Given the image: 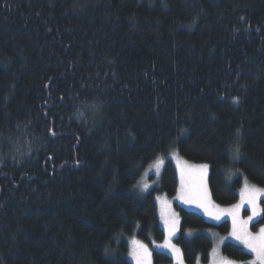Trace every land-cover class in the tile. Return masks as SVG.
I'll use <instances>...</instances> for the list:
<instances>
[{
  "label": "trees",
  "instance_id": "obj_1",
  "mask_svg": "<svg viewBox=\"0 0 264 264\" xmlns=\"http://www.w3.org/2000/svg\"><path fill=\"white\" fill-rule=\"evenodd\" d=\"M173 147L219 204L243 176L264 187V0H0V264H133L128 237L163 242L156 196L179 178L166 159L136 182ZM175 208L185 264L206 262L213 239L188 230L230 222Z\"/></svg>",
  "mask_w": 264,
  "mask_h": 264
},
{
  "label": "rangeland",
  "instance_id": "obj_2",
  "mask_svg": "<svg viewBox=\"0 0 264 264\" xmlns=\"http://www.w3.org/2000/svg\"><path fill=\"white\" fill-rule=\"evenodd\" d=\"M166 159H170L178 172L179 178V188L177 193L174 196H169L165 193H158L156 196V202L158 205V213L162 226L165 230V238L163 242H156L152 244V247H149L146 243L138 240L135 236L128 237L129 241V250L127 252L128 259L133 263L137 264L136 256H135V248L133 245V241H139L140 243L147 246L148 254L144 257L145 264H153L151 249L156 250H170L174 252V260L170 264H185L183 260V255L180 248L172 241V236L175 232L174 230H170L168 226L165 224V220L175 221V227L177 225V210L175 208V203L180 206L188 209L196 211L204 216V218L211 224H218L224 220H227L231 224V230L228 233H221L216 228L210 227L207 229H189L188 236H192L196 233H206L213 239V247L209 253V259L206 262H202L200 257L198 258L197 264H260V261L256 257V253L252 252L250 248H248L245 243L241 239H237L236 236L233 235V218L232 215H229L228 210L234 208V206L241 204V200L244 199V203L241 205L237 212V220L238 222H243L248 220V217H253L252 220L248 221L247 225L244 226L242 223L238 225V227H246L249 232L253 235L259 233L261 228H264V222L261 223L256 229L252 228V224L258 221L262 217V207L260 201L264 199V187L259 186L255 183L250 182L243 176V185L239 190V200L231 205H222L215 202L210 194V190L208 187V169L206 173L203 174V188L206 189L207 192V202L210 204V212H205L204 208L199 207V201L195 198V190L193 181L199 180L200 173L194 172L190 177L189 172L191 169L189 166H199L206 163H198L190 161L184 158L176 147L171 148L168 152L159 154L152 162H150L141 172L139 176L136 186L138 188H142L147 190L158 183V179L163 170ZM208 165V164H207ZM209 168V167H208ZM183 173V179H182ZM242 175L237 170H232L227 172L228 176ZM144 185H147V188H144ZM191 197V199H190ZM249 197L255 198V204L257 212L254 215L252 210V205L247 202ZM219 216V218H215V216ZM226 241L235 242L243 247V249L248 252L251 257L247 260H235L227 256L222 251V245ZM161 245H167V247H161ZM174 245V248H173ZM151 256V257H150ZM151 258V259H150Z\"/></svg>",
  "mask_w": 264,
  "mask_h": 264
},
{
  "label": "snow or ice",
  "instance_id": "obj_3",
  "mask_svg": "<svg viewBox=\"0 0 264 264\" xmlns=\"http://www.w3.org/2000/svg\"><path fill=\"white\" fill-rule=\"evenodd\" d=\"M239 135V132L237 133ZM234 151V159H239L240 147L239 144H235L233 147ZM191 171L189 172V176L191 177L194 172L200 173L199 180L193 181L194 190H195V198L199 201L198 206L204 208L205 212H210V204L207 202V192L206 189L203 188V174L206 173L208 169L207 164H202L199 166H189ZM183 179V173H182ZM144 188H147V185H144ZM191 199V197H190ZM244 199L241 200V204L234 206L233 209L228 210L229 215H232L233 218V235L236 236L237 239H241L245 245L251 249L252 252L256 253L257 259L260 261V264H264V228H261L259 233L253 235L251 232L247 230L246 227H238L242 223V225L246 226L248 221L252 220L253 217H248V220L243 222H238L237 220V212L241 205L244 203ZM247 202L252 205L253 214L255 215L257 212L255 198L249 197ZM215 218H219V216H215ZM166 226L170 228V230L175 229V221H171L169 224L168 220H165ZM133 245L135 248V256L137 260V264H145L144 257L148 254L147 246L140 243L139 241H133ZM161 247H167V245H161ZM174 248V245H173ZM231 264V262H228Z\"/></svg>",
  "mask_w": 264,
  "mask_h": 264
},
{
  "label": "crops",
  "instance_id": "obj_4",
  "mask_svg": "<svg viewBox=\"0 0 264 264\" xmlns=\"http://www.w3.org/2000/svg\"><path fill=\"white\" fill-rule=\"evenodd\" d=\"M179 188V187H178ZM177 225H178V220H177ZM177 225H176V227H175V231H176V229H177ZM151 257V256H150ZM151 259V258H150Z\"/></svg>",
  "mask_w": 264,
  "mask_h": 264
}]
</instances>
